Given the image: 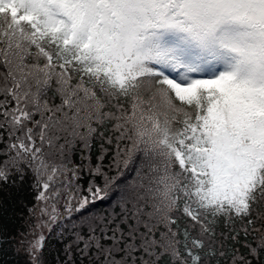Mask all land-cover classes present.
Returning <instances> with one entry per match:
<instances>
[{"label": "snow or ice", "instance_id": "6c2138e0", "mask_svg": "<svg viewBox=\"0 0 264 264\" xmlns=\"http://www.w3.org/2000/svg\"><path fill=\"white\" fill-rule=\"evenodd\" d=\"M25 186L0 245L28 264H264V0H0V190Z\"/></svg>", "mask_w": 264, "mask_h": 264}, {"label": "trees", "instance_id": "16d2710c", "mask_svg": "<svg viewBox=\"0 0 264 264\" xmlns=\"http://www.w3.org/2000/svg\"><path fill=\"white\" fill-rule=\"evenodd\" d=\"M74 160L78 161V155H74ZM30 183V181H29ZM24 198L28 201L29 205H31L32 200L30 196V189L25 186L21 191H17L16 188H7L5 190H0V200L7 206L9 212L12 211L13 207H15L16 212L25 211L22 209L17 203L18 200ZM103 203H98L97 207H103ZM0 222L4 223L10 229L11 235H17V232H26L27 228L23 225V221L19 217H14L13 220H9L7 214L4 216H0ZM38 231H43L45 235H48L47 229H41ZM54 246L56 249H59L61 245L57 244L55 240H49L46 242L45 248V259L48 261V264H55V256L56 252H49V248ZM0 264H28V256L27 254L21 250L19 253L15 251L14 248L10 247L7 243L0 245Z\"/></svg>", "mask_w": 264, "mask_h": 264}]
</instances>
